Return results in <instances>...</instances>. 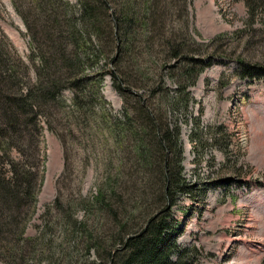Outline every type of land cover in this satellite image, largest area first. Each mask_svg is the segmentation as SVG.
<instances>
[{
    "label": "rangeland",
    "instance_id": "obj_1",
    "mask_svg": "<svg viewBox=\"0 0 264 264\" xmlns=\"http://www.w3.org/2000/svg\"><path fill=\"white\" fill-rule=\"evenodd\" d=\"M174 1L162 2L160 30L145 25L140 14L135 17L139 25L128 70V61L116 56L107 24L86 28L79 8L82 0H60L51 7L52 18L72 13L82 43L92 40L89 52L96 50L97 57L82 66L78 103V93L69 88L57 100L46 99L40 145L31 164L23 163L18 150L9 154L10 160H21L26 170H32L30 179L38 188L32 190L35 200L24 206L23 233L15 225L9 236L8 245L17 242L14 264L99 261V254L120 247L136 224L143 225L147 206L139 194L145 190L151 195L154 188V173L145 171L151 162V134L138 103H125L115 87L111 71L118 70L128 72L132 90L145 94L152 108L158 106L161 115L180 127L183 177L192 191L178 195L172 218L176 241L188 249V260L264 264V73L255 69L264 66V12L260 9L248 18L241 0H187L189 23L184 25ZM14 2L0 0V31L9 39L12 57L5 56V67L15 71L13 80L23 91L45 81L49 71L42 68L41 59L50 53L42 37L37 36L39 44L32 43L21 15L35 11L40 16L44 0H17V8ZM134 2L148 15L144 0ZM250 19H255L252 25ZM118 31L114 29L116 35ZM180 35L191 46L193 37L205 42L226 37L218 57L187 89L179 86L175 61L164 63L167 38ZM211 52L206 45L201 48L204 56ZM241 60L250 66L246 73L251 78L240 75ZM157 81L164 90L153 95L149 89ZM10 86H15L13 81ZM125 106L130 111L127 117ZM102 194L107 195L106 203H101ZM94 242L101 248H92L89 254L88 246ZM5 249L0 250V264H8L2 255Z\"/></svg>",
    "mask_w": 264,
    "mask_h": 264
},
{
    "label": "trees",
    "instance_id": "obj_2",
    "mask_svg": "<svg viewBox=\"0 0 264 264\" xmlns=\"http://www.w3.org/2000/svg\"><path fill=\"white\" fill-rule=\"evenodd\" d=\"M14 1L17 8V0ZM134 1L82 0V3L79 4L86 28L96 29L103 22L107 24L108 33L112 42H115V49L118 50L116 56H120V60L122 58L124 61H128L127 70L131 66L129 60L134 59L133 55H135L133 43L137 38L136 25H139L135 17L140 14L145 25L160 30L162 25L160 19L164 12L162 11L164 0H144L145 11L148 15L140 13L136 5H133ZM241 1L248 8V18L257 16L260 9L264 12V0ZM56 2L60 3V0H44L40 5L41 12L38 17H36L35 11L30 12V15L19 11L31 38H33L32 43L39 44L38 36V38L42 37L49 47L47 51L50 54L46 56L48 58L41 59L43 61L42 68L49 72L43 77L45 81L43 79V83L36 85V88L27 87L23 91H21L22 88H17V81L13 80L15 71L9 66L5 67L4 64L5 56L12 60L8 51L9 39L3 31H0V250L6 248L2 255L7 258L8 264H14L17 261L15 253L17 242L14 241L8 245L9 236L13 233L15 225L17 226L16 230L20 231V234L23 233L25 229V224L23 225L21 220L25 215L23 211L26 206H29V201L35 200L34 188L38 190L36 183L34 186L32 185L33 180L31 179H34L32 170H26L21 160H10L9 154L18 150L23 163L31 164L30 159L40 145L41 118L46 116L49 105V101L46 99L50 97L51 100H57L62 92L69 88L78 93L75 97L78 103L80 84H82L79 75L83 71L82 66L90 61L94 62L97 57L96 50L89 52L88 46L92 40L82 43L81 30L77 28L76 19L75 22H72V13L70 17L63 19L52 18L54 9L51 7ZM174 2L178 4L179 15L182 17L184 25L186 22L189 23L187 0H175ZM47 10H51V12ZM115 21L117 25H115ZM254 21L255 19H250L249 24L252 25ZM117 28L119 29L118 35L114 32V29ZM185 28L189 30V27ZM58 32L60 34L56 35ZM64 32L65 34H62ZM224 37V35H220L207 42L193 37L191 38L193 47L187 43L185 38H182V35L175 36L170 40L167 38L166 46H163L165 48L163 51L165 54L164 63L167 64V61L173 59L176 63L173 67L179 66L180 78L178 77V82L182 89H187L188 85L195 84L206 67L214 62L220 54L218 52L221 47L225 45ZM117 42L121 45L118 44L119 46L116 47ZM205 45L212 49L210 55L201 54V48ZM240 63V75L251 78V73H246V70L250 69L248 63L244 60H241ZM255 69L264 73V66H257ZM111 75L115 87L125 98V103L129 100L138 103V111L144 117L143 122L145 121V126L150 129L152 151L148 149L146 152L150 151L151 162L146 165L147 167L145 166V171L154 173V182L152 183L154 188L150 192L151 195L145 190L139 194L142 203L145 202L143 205L147 206L143 225L136 224L129 233L130 235L128 234L129 236L122 240L120 247L109 248L103 253V256L99 254V261L86 264H192L188 260V249L181 248L176 241L177 231L172 218V208L176 205L178 195L192 191L191 185L183 177L182 148L179 142L180 127L177 121L172 125L165 114L161 115L158 106L152 108L145 94L139 95L132 90L133 85L128 72L111 71ZM38 76L42 79V71L38 73ZM99 76V79L102 80L104 70ZM189 77L191 81L187 84ZM10 81H13L15 86H10ZM152 86L149 90H152L153 95L164 90L161 81L154 82ZM187 106L188 103L185 104V109ZM129 113L128 106H125V116L127 117ZM133 184L137 183L134 182L131 185L134 190ZM106 198L107 195L102 194L101 203H106ZM146 199L148 200L146 201ZM105 206L110 207L106 204ZM122 229L125 231L126 225ZM92 248L99 249L101 246L96 242L90 243L87 249L89 254ZM175 256L177 257L175 258Z\"/></svg>",
    "mask_w": 264,
    "mask_h": 264
}]
</instances>
